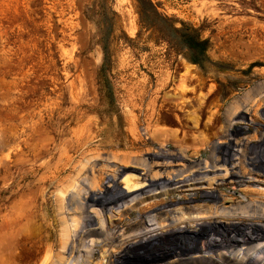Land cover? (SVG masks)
Listing matches in <instances>:
<instances>
[{
	"label": "rangeland",
	"instance_id": "rangeland-1",
	"mask_svg": "<svg viewBox=\"0 0 264 264\" xmlns=\"http://www.w3.org/2000/svg\"><path fill=\"white\" fill-rule=\"evenodd\" d=\"M151 1L182 30L142 21L137 0H0V264H117L122 240L155 204H130L141 188H127L122 166L132 171L167 145L209 156L244 113L255 124L245 134L233 127L235 139L264 141V0ZM120 189L128 196L106 206L87 198ZM245 217L225 220L260 224ZM85 223L99 234L82 235ZM259 228L239 237L262 236ZM230 233L207 250L227 264H259L242 251L264 238L220 252L221 242L236 246Z\"/></svg>",
	"mask_w": 264,
	"mask_h": 264
},
{
	"label": "built area",
	"instance_id": "built-area-1",
	"mask_svg": "<svg viewBox=\"0 0 264 264\" xmlns=\"http://www.w3.org/2000/svg\"><path fill=\"white\" fill-rule=\"evenodd\" d=\"M254 121V118L249 117L248 120L237 121L238 123L231 125L223 138L212 143L210 146L212 151L209 156L184 157L172 152L167 145L162 148V152L155 150L143 159V165L141 164L137 174L141 177L147 171L146 179L155 178V181L150 185L140 178L143 186L139 194L140 201H147L149 197H155L153 201L155 204H152L146 214L142 216L140 229L122 240L124 248L127 249L120 255L121 259L118 264H184L186 261L188 263L197 258L209 264H227L218 261L216 255L207 250L206 246L214 244L208 243V241L219 234L224 238L232 237L230 231L210 230L207 234L200 232L184 235L181 240L178 234L171 235L164 231L166 230L164 226L169 224L172 219L182 218V213H184V217L196 216L197 213L220 215L232 209L237 214L246 216L245 218H253L259 222L261 227L255 231V234H263L264 183H259L251 178L264 173V141H252L248 139L247 135L242 137L243 141H239L235 139V132L232 131V128L235 127L245 134L249 131L248 127L255 124ZM156 162L160 164L152 167ZM142 168L149 169L142 170ZM232 173L245 176L243 181L239 182L240 185L236 186L232 180L222 182L221 178L232 176ZM191 178H203L206 182L204 191L200 189L187 191L192 187L190 184L193 181L189 180ZM256 179L264 178L257 177ZM179 180H183V182L180 183ZM146 204L151 203L147 201ZM155 208H164L166 211L159 213L158 217L156 215L153 217L149 211ZM206 209V213L200 212V210ZM151 218H155L156 222H161V224L149 225ZM180 224L185 225L186 222L178 223V225ZM155 227L158 228L152 232V228ZM147 232L148 234H146ZM151 232L159 233L155 241L134 247L127 246V243L132 240H142L150 236ZM246 232L252 233V228L247 227ZM135 236L139 237L134 239ZM182 243L196 245L197 249L189 250L181 255V252L176 250ZM262 246H264V239L254 247L243 250L242 254L248 252L254 255L252 261L258 260L259 264H264V247ZM212 250L216 252L214 251L216 248ZM149 255L157 257L155 262L149 263L148 260H145ZM108 258L110 257L107 256ZM107 259L103 261V264H106ZM181 260H183L182 263Z\"/></svg>",
	"mask_w": 264,
	"mask_h": 264
},
{
	"label": "bare ground",
	"instance_id": "bare-ground-1",
	"mask_svg": "<svg viewBox=\"0 0 264 264\" xmlns=\"http://www.w3.org/2000/svg\"><path fill=\"white\" fill-rule=\"evenodd\" d=\"M246 115L248 117L251 116L248 113L247 114L244 113V117H246ZM241 116L243 117V113L241 114ZM135 163L136 164H140L138 162H135ZM142 165H143V163H142ZM132 167L134 168V169H132V171L126 172L125 171L126 170L125 166L124 167L122 166V174L121 175L124 176V178H126L124 181H125V184H126L127 188L130 189V190L132 189V190L135 191V190H138V189L142 188L143 186L141 187V184H139L140 176L138 174H136L137 171H139L140 166L134 165ZM143 169H149V168H143ZM232 174H233L232 176L221 178L222 182H224V180H226V181L232 180L233 183H235L236 186L240 185L239 182L243 181L245 176H241L238 173H232ZM147 176H148V173H147V171H145L144 177L141 176L142 180L144 182H146V183L148 182L147 184H150V185L154 184L155 178L146 179ZM257 177H260L259 174H258V176H253L251 179H254V181H258L259 183H264V179H256ZM262 177L264 178V176H262ZM189 180H191L193 182L190 184V185H192V187L190 189H188L187 191H194V190H199V189L204 191L203 189L206 188L205 187L206 182H205V180H203V178H191ZM112 181L115 184L117 183V181H115V178H113ZM179 182L182 183L183 180H179ZM206 192H207V190H206ZM128 193L129 192H125L124 190H121V189H120V191L118 190L115 193L111 192V195H106L103 192H93V193H90L89 197H87V198H88V200L92 201L93 203H99L102 206H106V204L112 203L114 200H116V199H118L120 197L121 198H126ZM139 199H140V195L139 194L138 195H134V197L130 198L129 202L131 204V202L137 201ZM86 204H88V203H86ZM127 206L128 205H125L124 207H127ZM165 211L166 210H164V208H155V209L150 210L149 213H151V215L153 217H154V215H156L158 217L159 213L165 212ZM110 212H112V210H110ZM234 214H236V212H234L232 209L228 210L225 214H220V215L219 214L212 215V214H199L198 213L197 214L198 216H196V217L195 216L184 217V213H182V218H180V219H178V218L172 219V221L169 224H166L165 226L163 225L166 228V230H164V231L165 232L166 231L172 232V229H173V231H174L173 233H175L176 235L178 234L179 235L178 237H179L180 240L182 239V236L185 235V234L195 233V232L200 231V230L201 231H205L206 229H208V230H210V229L227 230V231H230L232 233L236 232V235L234 236L236 246L224 245L223 242L220 243L219 251L223 252V253L226 250L233 253V251L238 246H243V247L246 246L245 248H249V247L253 246L254 242H257V241H259V240L264 238V234H262V236H254L252 234V236L248 240L241 239L239 237V233H240V231H242L244 229V224H242V222H240V221H235V220L228 219V218H227V220H225L226 217H232V216H234ZM93 216H94L93 214H91V213L89 214L88 219H87V222H89V224H91V221H93V218H92ZM147 218H149V216H147ZM149 222H150L149 225H151V224H161V222L160 223L156 222L155 218L149 219ZM181 222H186V224L185 225H182V224L178 225V223H181ZM87 225H88V223H87ZM260 225L261 224L254 223L252 225V231L254 232V230L259 228ZM161 227L162 226L160 225V228ZM157 228L158 227L152 228L153 229L152 232L156 231ZM80 232H81L82 235L99 234V232L97 231V228H92L90 226H86V223H85V225L83 226V228H82V230ZM146 234H148V232ZM158 234L159 233H156V234L152 233L150 236H148L146 238H148V240L151 241V240H154L157 237ZM216 242H218V240ZM129 244H127V246L128 245L131 246L133 244V241L130 242ZM117 256H119V255H117ZM236 257H237V255H236ZM242 258H244V257H242ZM223 259H225V258H223ZM184 260H185V258H184ZM115 263H117V262L115 261ZM234 264H235V262H234Z\"/></svg>",
	"mask_w": 264,
	"mask_h": 264
},
{
	"label": "trees",
	"instance_id": "trees-1",
	"mask_svg": "<svg viewBox=\"0 0 264 264\" xmlns=\"http://www.w3.org/2000/svg\"><path fill=\"white\" fill-rule=\"evenodd\" d=\"M137 3V12L142 21L150 17H154L162 21V23H165L169 27H171L173 32L182 30L175 27L173 23L169 22V20L158 11L156 5L151 0H137ZM206 43L207 41H200L197 34L194 36L193 44L195 47H199L202 51H204L206 49ZM191 61L194 63H198V61L194 58L191 59Z\"/></svg>",
	"mask_w": 264,
	"mask_h": 264
}]
</instances>
